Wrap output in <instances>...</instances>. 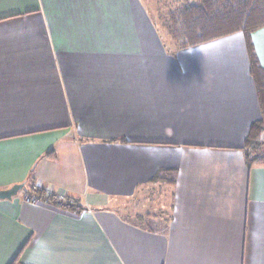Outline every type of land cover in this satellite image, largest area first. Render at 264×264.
<instances>
[{"label": "crops", "instance_id": "crops-1", "mask_svg": "<svg viewBox=\"0 0 264 264\" xmlns=\"http://www.w3.org/2000/svg\"><path fill=\"white\" fill-rule=\"evenodd\" d=\"M156 1L0 0V190L86 208L0 200V264H264L245 36L179 49Z\"/></svg>", "mask_w": 264, "mask_h": 264}, {"label": "trees", "instance_id": "trees-1", "mask_svg": "<svg viewBox=\"0 0 264 264\" xmlns=\"http://www.w3.org/2000/svg\"><path fill=\"white\" fill-rule=\"evenodd\" d=\"M163 3L159 14L167 37L179 49L202 45L238 33L245 36L250 61V73L255 83L262 118L249 128L243 147L246 162L251 167L264 163V68L261 66L251 36L264 28V0H170ZM154 18V16H153ZM29 184H26L28 190ZM31 197L47 201L77 214L86 208L73 198H59L44 189L28 190ZM13 264H17L15 260Z\"/></svg>", "mask_w": 264, "mask_h": 264}, {"label": "water", "instance_id": "water-1", "mask_svg": "<svg viewBox=\"0 0 264 264\" xmlns=\"http://www.w3.org/2000/svg\"><path fill=\"white\" fill-rule=\"evenodd\" d=\"M26 188L25 183L16 184L10 189L0 190V200H12L18 193Z\"/></svg>", "mask_w": 264, "mask_h": 264}, {"label": "rangeland", "instance_id": "rangeland-1", "mask_svg": "<svg viewBox=\"0 0 264 264\" xmlns=\"http://www.w3.org/2000/svg\"><path fill=\"white\" fill-rule=\"evenodd\" d=\"M164 1H165V0H157L156 3H153V4L158 5L159 2H161V3L163 4ZM193 1H195V0H193ZM165 2H166V3H170L171 1H170V0H166ZM153 6H154V5H153ZM160 8H161V7H160ZM25 192H26V190L23 189V190H21V191L19 192V194H18L17 196L20 197V196L23 195Z\"/></svg>", "mask_w": 264, "mask_h": 264}, {"label": "built area", "instance_id": "built-area-1", "mask_svg": "<svg viewBox=\"0 0 264 264\" xmlns=\"http://www.w3.org/2000/svg\"><path fill=\"white\" fill-rule=\"evenodd\" d=\"M26 201H27L28 203L36 204V203H38L40 200H39V198H36V197L27 196V197H26Z\"/></svg>", "mask_w": 264, "mask_h": 264}]
</instances>
